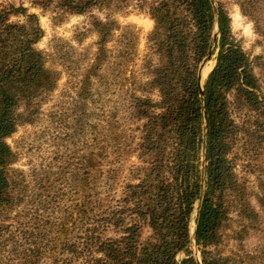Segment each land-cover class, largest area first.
I'll list each match as a JSON object with an SVG mask.
<instances>
[{
    "label": "trees",
    "instance_id": "trees-1",
    "mask_svg": "<svg viewBox=\"0 0 264 264\" xmlns=\"http://www.w3.org/2000/svg\"><path fill=\"white\" fill-rule=\"evenodd\" d=\"M122 1L32 3L82 15ZM147 14L154 58L144 63L145 80L117 63L113 82L103 83L112 65L107 45L119 26L93 21L98 49L79 90L84 142L62 173L76 172L66 188L39 192L13 167L17 156L6 140L35 121L59 74L36 47L43 36L38 17L22 5L0 3V264H264V245L242 255L225 251L229 242L240 247L259 220L235 156L241 143L264 150V57L244 51L218 0H154ZM206 59L213 65L201 86ZM95 79L106 90L115 85L120 99L106 107L105 91H98L91 123L84 100L94 95ZM132 156L137 162L124 176ZM258 191L264 210L262 180ZM194 210L200 261L180 257L191 253ZM233 215L249 225L233 228Z\"/></svg>",
    "mask_w": 264,
    "mask_h": 264
},
{
    "label": "rangeland",
    "instance_id": "rangeland-1",
    "mask_svg": "<svg viewBox=\"0 0 264 264\" xmlns=\"http://www.w3.org/2000/svg\"><path fill=\"white\" fill-rule=\"evenodd\" d=\"M32 1L0 0V3L22 5L28 13L38 17L43 36L36 47L42 51L46 67L59 74V81L55 91L41 103L35 121L19 126L6 142L17 156L13 167L22 171L30 184L35 185L41 192L42 186L47 190L61 188L64 185L66 188L65 182L70 185L76 172L71 167L66 173H62L63 164H71L74 161L73 156H76L84 142L81 131L85 116L82 114L83 103L79 98V90L84 73L93 62L98 49V35L93 27V21L99 20L104 23L114 21L119 26V30L107 45L112 65L104 70L103 74L107 77L103 83H111V80L113 82L114 74L117 73V63L124 66L122 70L132 69L137 80H145L144 63L154 58L146 43L147 36L154 26L147 14V7L154 0H147V3L124 0L108 8L82 15L64 13L56 9L54 4L42 8ZM218 1L222 2L227 11L232 35L244 51L251 57H264V0ZM11 21H23V17L12 16ZM212 65L213 61L208 60L203 66V81ZM263 65L264 59L261 61V68ZM256 72H259V68H256ZM130 78L131 74H128V79ZM99 83L102 82L98 79L92 81L91 91L94 95L87 101L84 100L88 111L86 119L91 123L97 116L98 104L95 100L98 91H105L102 102L106 103V107H111L114 101L120 99L115 85L110 88L108 86L106 90V86ZM150 96L158 99L157 92H152ZM245 118L246 115L243 119ZM247 146L248 148L241 143V147L236 151L235 163L240 180L247 188L250 205L256 213L258 212L259 220L249 226L240 247L237 243H228L225 248L227 254L233 250L239 255L245 251L252 253L258 251L260 245H264V210L260 209L256 198L260 180L264 181V150L253 145ZM136 162L135 156L129 158L124 166V176L128 167ZM196 215L197 211L194 210L190 234H193L195 228ZM233 217L235 220L238 218L237 221H233V228L250 223V220L242 221L236 215ZM190 251L191 253H181L180 257H188L191 254L200 261L199 251L193 244Z\"/></svg>",
    "mask_w": 264,
    "mask_h": 264
},
{
    "label": "water",
    "instance_id": "water-1",
    "mask_svg": "<svg viewBox=\"0 0 264 264\" xmlns=\"http://www.w3.org/2000/svg\"><path fill=\"white\" fill-rule=\"evenodd\" d=\"M218 34H219V31H218V24H217V21H216V24H215V30H214V39L218 37ZM210 60V59H206L199 67V72H198V76H199V80H200V84L202 86V83H203V66L205 65V63H207V61ZM201 98H203V93L201 91ZM195 230V228H194ZM194 232L193 231V234H191V239H192V244L195 246V243H194V240H193V237H194ZM196 247V246H195Z\"/></svg>",
    "mask_w": 264,
    "mask_h": 264
}]
</instances>
